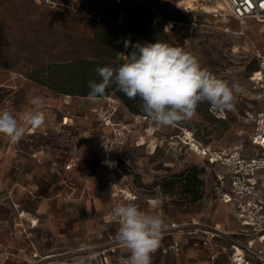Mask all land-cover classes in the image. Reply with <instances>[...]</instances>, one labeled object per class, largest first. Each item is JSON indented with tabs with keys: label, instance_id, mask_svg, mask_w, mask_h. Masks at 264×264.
<instances>
[{
	"label": "rangeland",
	"instance_id": "1",
	"mask_svg": "<svg viewBox=\"0 0 264 264\" xmlns=\"http://www.w3.org/2000/svg\"><path fill=\"white\" fill-rule=\"evenodd\" d=\"M166 1L173 16L165 20L172 22L168 29L163 24L166 42L190 53L229 87L239 86L233 107L224 109V118H215L204 102L191 118L161 126L149 117L144 119V114L129 112L112 95L92 101L88 96L57 92L51 83L30 78L39 65L91 57L92 20L111 24L109 19L117 17L116 25H129L135 9L144 16L152 0H114L109 19L92 12L91 4L72 9L51 8L32 0H0V111L7 110L27 123L35 98L54 103L51 127L38 128L28 136L24 129L20 141L28 149L40 147L48 152L33 179L36 192L51 205L55 200L59 204L58 198L66 200H61L58 211L65 205L94 218L100 206L111 210L114 202L129 200L144 213L164 220L161 243L151 254V264H231L232 240L244 235L235 211L219 200V191L227 185L215 176L222 169L186 150L177 137L188 129L212 147L242 153L251 150V125L245 121V111L255 107L244 95L256 68L252 44L264 55V23L224 21L208 13L200 0ZM70 157H79V164L64 172L63 164ZM48 175L60 181L53 189V178ZM185 180L190 182L187 188ZM118 190L130 192L131 198ZM114 191H118L115 199L109 195ZM112 222L116 224H103V241L107 234L115 236L119 228L117 220ZM127 252L121 246L120 260L114 263L129 264ZM10 258L5 264H14L8 262Z\"/></svg>",
	"mask_w": 264,
	"mask_h": 264
},
{
	"label": "clouds",
	"instance_id": "2",
	"mask_svg": "<svg viewBox=\"0 0 264 264\" xmlns=\"http://www.w3.org/2000/svg\"><path fill=\"white\" fill-rule=\"evenodd\" d=\"M170 27L166 26L165 30ZM130 41H124L125 49ZM127 55L119 53L117 59L126 57L118 67H98L96 72L100 82L89 81V100L103 97L106 89L116 85L129 99L142 101L143 112L161 126L193 116L200 103L207 102L212 109H231L239 86L231 87L208 70L202 68L198 60L180 47L162 41L155 43L137 42L131 45ZM36 110L27 114L28 123L33 127L43 125L45 116L40 110L43 101L33 100ZM24 128L9 111H0V135L11 140H19ZM114 163V162H112ZM119 228L115 240L129 252V264H151L152 253L160 246L164 220L155 214L142 212L133 203H120L113 209ZM85 257L74 264H91L96 253L91 246L85 249Z\"/></svg>",
	"mask_w": 264,
	"mask_h": 264
},
{
	"label": "crops",
	"instance_id": "3",
	"mask_svg": "<svg viewBox=\"0 0 264 264\" xmlns=\"http://www.w3.org/2000/svg\"><path fill=\"white\" fill-rule=\"evenodd\" d=\"M52 105H54L52 101H43L40 110L44 113L45 120L40 127L29 126L28 121L24 123L19 116H15L26 130V136L34 134L38 128L51 127L55 121ZM35 110L34 105L33 109L30 108L27 113ZM30 129L33 132H30ZM21 139L22 137L14 141L0 135V151L2 152L0 156V251L6 250L10 253L11 258L8 262L62 264V262L85 257L84 249L91 246L96 253V259L102 254L107 264H115V261L120 260L121 256L118 253L122 245L115 240V236L110 234H107L106 240H102L103 224L108 226L116 224L112 222L117 220L113 215V209L120 203H130L129 200L114 202L111 210L100 206L94 218L87 211L72 212L70 207L65 205L62 211H58L61 200H66L58 198L59 204L55 200V205H51L47 198L41 197L36 192L37 185L33 179L34 174L36 172L38 174L39 168L41 170L44 161L48 159V152L40 147L28 149L23 143L21 144ZM71 159L72 157L68 161ZM74 160L73 167L80 159L78 157ZM68 161L63 164L64 172L72 169L65 167ZM52 163L54 165L55 162ZM82 168L85 169V165ZM81 174H83L82 178L86 177L85 170ZM48 177L53 178V175ZM52 180L50 189L60 182L54 178ZM62 182H65L63 178ZM118 191L109 194L110 197L117 196ZM54 197L57 198V196ZM99 217L103 223L96 222ZM127 253L130 254V252ZM44 257V262L40 263L39 260ZM96 259L92 262L95 263Z\"/></svg>",
	"mask_w": 264,
	"mask_h": 264
},
{
	"label": "built area",
	"instance_id": "4",
	"mask_svg": "<svg viewBox=\"0 0 264 264\" xmlns=\"http://www.w3.org/2000/svg\"><path fill=\"white\" fill-rule=\"evenodd\" d=\"M32 1L51 8L75 9L80 8L85 0ZM200 1L213 5L207 12L224 21L233 18L240 23L249 19L264 23V0H216L219 5L215 0ZM169 25H172L171 21L165 23V28ZM251 53L256 61V68L249 77V85L244 95L255 107L245 111V121L251 125V150L242 153L215 148L199 140L188 129H182L177 137L186 150L222 169L215 176L220 184L227 181V185L219 191V200L235 211L239 225L243 228L240 232L244 235L242 239L232 240L231 264H264V55L253 44ZM209 111L215 118L225 117L224 109H212L210 106ZM143 117L148 119V116ZM74 159L69 160L65 167H72ZM9 256V252L1 250L0 264H5ZM44 260L45 257L39 261L41 263ZM74 261L62 264H74ZM91 264L107 262L101 254Z\"/></svg>",
	"mask_w": 264,
	"mask_h": 264
},
{
	"label": "trees",
	"instance_id": "5",
	"mask_svg": "<svg viewBox=\"0 0 264 264\" xmlns=\"http://www.w3.org/2000/svg\"><path fill=\"white\" fill-rule=\"evenodd\" d=\"M87 4H91L92 12L100 13L103 16L106 15L108 19L114 13V0H85L82 6L84 7ZM171 7L166 0H152L151 7L144 12V16L140 15L139 8L135 9V14L131 15L134 20L129 25H116L115 20L117 17L109 19L114 22L111 24L100 19L92 20L93 54L91 57L74 58L66 62L39 65L32 71L30 78L40 84L51 83L50 87L52 89L63 94L88 96L90 91L88 88L89 81L100 82L101 80L96 72L98 67H118L126 59V57H123L118 60L119 53L122 52L127 55L133 50L131 45L137 42L141 44L155 43L156 41L166 42L163 24H165L166 19L173 17L170 10ZM125 40L131 42L128 49L124 47ZM55 84L61 86V88H53L52 85ZM110 95L120 100L129 112L146 115L142 110V101L139 97L129 99L114 84L106 89L103 97ZM191 132L193 133V131ZM189 186L190 182L185 180L184 187L187 188ZM195 197L200 198L201 196L197 195Z\"/></svg>",
	"mask_w": 264,
	"mask_h": 264
},
{
	"label": "bare ground",
	"instance_id": "6",
	"mask_svg": "<svg viewBox=\"0 0 264 264\" xmlns=\"http://www.w3.org/2000/svg\"><path fill=\"white\" fill-rule=\"evenodd\" d=\"M205 3H206V2H205ZM215 3L219 5V2L216 1V0H215ZM210 7H214V6H213V5H210L209 3H206V4H205V9H207V11H209V8H210ZM121 192L125 193L126 196H128V197L131 198V194H130V192L125 191V190H121Z\"/></svg>",
	"mask_w": 264,
	"mask_h": 264
}]
</instances>
